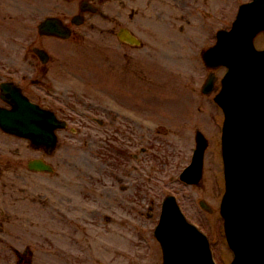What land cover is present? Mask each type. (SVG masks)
I'll return each mask as SVG.
<instances>
[{
  "label": "rangeland",
  "instance_id": "374dc122",
  "mask_svg": "<svg viewBox=\"0 0 264 264\" xmlns=\"http://www.w3.org/2000/svg\"><path fill=\"white\" fill-rule=\"evenodd\" d=\"M20 1L7 0L6 12L8 15L13 12V15H16L15 18L12 16L13 19L22 24L26 23L24 21L26 17L24 14L20 15L19 12L25 13L26 11L28 13L34 10L35 6L33 5L34 0ZM36 1L44 15L47 11L46 7H48L46 0ZM212 1L213 3L210 5ZM212 1L206 5V9L210 11L209 8L214 6L213 16L211 14L207 17L204 13H200V18L193 20L195 24L191 25L186 31L188 39L177 40L173 37L175 35L169 34L170 32H163L161 38L154 39L152 37L154 44L138 49L139 51L134 53L116 46L112 39L110 42H106L112 47L106 46L103 35L90 30L87 34L85 33L84 41L70 39L69 44L72 45L69 49L77 52V54L71 53L72 58L70 60L65 59V43L54 39L48 41L52 52L59 54L60 51L64 52L63 56H55L56 62L51 63L48 74L54 85H56L55 89L59 91L56 94L60 99H65V86L70 89V92L71 89L76 92L81 91L74 85V80L78 79L79 82L84 83L86 89L92 87L94 81L96 82V74L101 65H105L104 71L107 77L113 73L134 76V71L142 74L144 68L142 74L145 77L144 87L142 84H133L137 82L134 78V80L128 79L127 82H123L119 75L114 74L108 82L112 88L119 89L125 85L133 88L123 89L124 95L117 100L115 91L113 92L107 85V89L112 92H107L106 96L120 104L116 106L119 113H132L134 104L131 101L138 103L134 105L133 114L141 115L142 118L148 120V131L151 133L149 135L151 138L150 143H148L150 149L144 162L146 169H144L142 176L138 170L132 172L129 179L120 177L122 181L119 179L112 183L105 176L102 186L103 190L106 189L107 200L101 201V209L104 211L101 217L95 219L93 215L86 213L83 224L76 228L74 225L68 224L64 218L65 216H62L61 212L56 209L53 213L54 217L51 218V214L47 212L48 210L41 208L42 206L38 201L33 204L34 202H31L33 200L29 196L27 197L28 201L21 202L19 205L18 209L22 214L19 220L16 218V208L11 209V217L6 224L4 235L6 244L14 245L19 249H22L24 245H29L32 252L30 264H98L95 263L98 260H102L104 264H161V252L152 236L154 222L157 220L160 210L162 193H165V191L161 192L160 183L168 185V187L166 186L168 190L176 192L179 203L188 217L201 224L202 228L208 232L219 264L228 263L230 255L223 236L222 221L216 216L211 217L203 213L196 203V199L202 197L213 204V200L218 194L220 196L222 191L218 186L222 182L218 129L213 124L214 121L210 125V120L207 118L202 119L201 126L198 121V117L209 110L208 105L210 103L213 105L211 96L206 97L200 92L206 71L200 63L199 56L201 49L212 43L210 34L219 28L221 23L224 24L228 20L229 22L232 21L237 5L241 0ZM50 2L54 8L53 11H48V13L65 15V0H51ZM141 2L142 0H139L138 3L141 4ZM198 4L200 5V3ZM0 5L3 6L4 2H0ZM67 7L70 15L76 10L75 3H70ZM112 7V5L108 6V10H112ZM192 19L194 18L192 17ZM20 24L13 30H5L7 56H16L26 45L24 44L25 34L19 30ZM143 25L142 28L138 26L139 31L137 32H140L141 36H143L141 33L150 35L145 29V24ZM10 31H14L15 36H13V39L8 34ZM194 32H196L195 35ZM158 33L162 32L158 30L156 34ZM190 33L192 36H190ZM176 36L178 35L176 34ZM191 37L192 39H190ZM143 38L145 39L144 36ZM257 44L262 46L261 43L257 42ZM97 51H99V54L96 53ZM116 51L119 52L120 57L115 59L113 55H116ZM126 54L127 57H125ZM65 66L67 69H65ZM147 72L150 74V78H147ZM67 73L69 76H66ZM68 79L70 82L67 81ZM147 86L150 89L151 87L154 88V90H151L154 92L150 93V98L158 97L159 102H165V108L162 105H148ZM173 97L179 100L171 99ZM100 101L102 100H94L92 105V109L98 115L100 112L97 110H103L104 106L111 107ZM182 103L194 111L197 117L195 122H190L187 120L188 118H184L187 117L184 115H188V109L184 106V111L181 106ZM98 105L102 106L97 109ZM82 108L84 107H79L81 112ZM210 112L218 114L215 108ZM176 114L179 116L182 114V117L177 118ZM156 125L161 128L159 134L153 131ZM196 125L199 128L204 127L209 146L205 156L203 185L198 189H191L179 185L178 182H174L172 179L176 178L178 172L186 165L191 156ZM134 131L135 134L136 131L138 135L140 134L136 127H134ZM165 131L166 133H164ZM134 137L138 139L136 135ZM2 142L3 139L0 137V147ZM61 142L52 157L47 158L55 166L56 172L53 175L34 174L24 168L16 171L18 174L15 175L4 169L6 162L3 161H0V174L4 170V177L21 178L26 186L25 188L32 190V192L37 189V193L45 194L51 203L50 208L54 204L55 206L60 204L59 207L64 205L63 209L65 210V204L60 201L73 200L71 195L80 190L77 187L78 183L82 179L88 181L81 174L94 168L93 163L90 161L93 145L90 148H84L76 136L72 137L69 145L65 142V135ZM28 153L24 148H21L23 158ZM117 159L120 160V157H117ZM100 162L102 161H97V163ZM90 166L92 167L90 168ZM83 167L85 168L83 169ZM147 177L151 179L147 185L148 190L141 193L139 185L144 183ZM68 185H71L70 188ZM112 186L117 191H114ZM121 186L127 187L126 192L120 190ZM131 194H133L135 206L138 204L137 201L143 198L149 200L152 211L143 213H149L150 219L145 214L140 216L137 212L132 211L129 214L125 211L123 205L127 203L123 199L125 196L130 197ZM7 196L12 200L18 199L17 195L11 192H8ZM86 204L93 205L94 203L86 201ZM104 214L110 216L113 214V216L108 222H104L102 219ZM93 220L96 222L95 225ZM110 242L112 246H110ZM10 252L11 250L6 249L3 253L7 260L9 259L7 264H14V256Z\"/></svg>",
  "mask_w": 264,
  "mask_h": 264
},
{
  "label": "water",
  "instance_id": "95a60500",
  "mask_svg": "<svg viewBox=\"0 0 264 264\" xmlns=\"http://www.w3.org/2000/svg\"><path fill=\"white\" fill-rule=\"evenodd\" d=\"M264 30V0L240 10L225 55L233 57L218 101L225 110L223 131L228 195L225 230L236 250L235 264H264V52L251 42ZM202 144L199 141V156ZM199 158V157H198ZM157 237L166 264H212L207 243L183 223L172 201L163 208Z\"/></svg>",
  "mask_w": 264,
  "mask_h": 264
},
{
  "label": "flooded vegetation",
  "instance_id": "af4514ba",
  "mask_svg": "<svg viewBox=\"0 0 264 264\" xmlns=\"http://www.w3.org/2000/svg\"><path fill=\"white\" fill-rule=\"evenodd\" d=\"M83 1L79 2V8L81 10V6L83 4ZM115 1V5L112 7V12L110 14V17L105 14L103 12V10L100 8L103 4L104 1L103 0H95L93 3V7L95 6V8H99L97 9V14L99 17H103L106 22V24H110L111 26H115L118 25L119 22V18L118 16V12H117V2L118 0H113ZM173 2H176V0H171ZM184 1V0H183ZM2 14H4V12H2ZM3 18V17H2ZM128 19L132 18V14H128L127 16ZM110 27H107V30H109ZM112 32V34L114 36H117V31H114V29L112 28L110 30V33ZM4 28L2 27V25H0V74H5V76L0 77V79L3 82H12L16 87H19L21 89V91L33 102L37 103V97L36 95L32 92V86L33 84L37 83L38 81L36 79H33L32 76L30 74H28L27 71H31L34 70V73L36 74L38 71V61L39 58L38 56L33 52V50H29V53H26L23 57H20L19 59L21 61H23L24 65L21 71H17V67L19 66H14V62L13 60L9 59V64H11L10 66L6 67L4 61L6 59L5 54H4ZM43 66V65H42ZM45 67V66H44ZM43 67V69L45 70V68ZM42 69V72L44 71ZM13 75H18L19 80L18 81H14L13 80ZM37 76V74L35 75ZM5 94L7 95V92H5ZM4 94V95H5ZM5 95V96H6ZM0 105H7L5 103V101L3 99L0 98ZM65 120H71V115H67ZM110 123H112V121H110ZM100 125H103L102 122H100ZM111 126V125H109ZM4 138L6 137L4 133H2ZM11 137V136H9ZM7 138V137H6ZM13 138V137H11ZM15 139V138H13ZM8 141L4 140V143H6ZM44 152L41 151V154H43ZM10 164V163H9ZM3 186V185H2ZM2 189H4V186L2 187ZM4 230L3 228V221L0 220V233ZM0 242H1V238H0Z\"/></svg>",
  "mask_w": 264,
  "mask_h": 264
}]
</instances>
